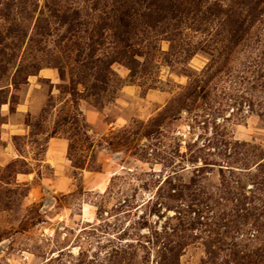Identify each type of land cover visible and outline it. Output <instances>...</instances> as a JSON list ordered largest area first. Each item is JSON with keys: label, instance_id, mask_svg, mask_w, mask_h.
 <instances>
[{"label": "rangeland", "instance_id": "374dc122", "mask_svg": "<svg viewBox=\"0 0 264 264\" xmlns=\"http://www.w3.org/2000/svg\"><path fill=\"white\" fill-rule=\"evenodd\" d=\"M0 264H264V0H0Z\"/></svg>", "mask_w": 264, "mask_h": 264}, {"label": "trees", "instance_id": "16d2710c", "mask_svg": "<svg viewBox=\"0 0 264 264\" xmlns=\"http://www.w3.org/2000/svg\"><path fill=\"white\" fill-rule=\"evenodd\" d=\"M119 19H123L122 17H120Z\"/></svg>", "mask_w": 264, "mask_h": 264}]
</instances>
